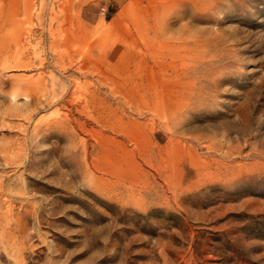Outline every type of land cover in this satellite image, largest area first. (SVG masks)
Wrapping results in <instances>:
<instances>
[{
    "label": "rangeland",
    "instance_id": "rangeland-1",
    "mask_svg": "<svg viewBox=\"0 0 264 264\" xmlns=\"http://www.w3.org/2000/svg\"><path fill=\"white\" fill-rule=\"evenodd\" d=\"M0 264H264V0H0Z\"/></svg>",
    "mask_w": 264,
    "mask_h": 264
}]
</instances>
